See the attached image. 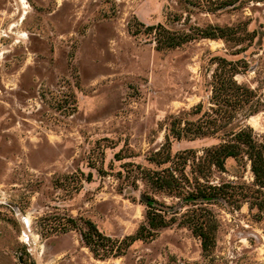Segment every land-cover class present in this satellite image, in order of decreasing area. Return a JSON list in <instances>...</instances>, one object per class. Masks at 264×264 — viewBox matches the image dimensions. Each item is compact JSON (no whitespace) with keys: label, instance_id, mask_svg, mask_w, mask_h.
I'll use <instances>...</instances> for the list:
<instances>
[{"label":"rangeland","instance_id":"rangeland-1","mask_svg":"<svg viewBox=\"0 0 264 264\" xmlns=\"http://www.w3.org/2000/svg\"><path fill=\"white\" fill-rule=\"evenodd\" d=\"M172 37L181 43L167 46ZM229 62L260 110L232 111L226 128L244 120L262 141L264 0H0V264H264V211L256 219L247 202L209 205L217 226L205 252L178 223L193 207L184 195L197 157L217 138L171 141L181 194L145 177L171 164L151 159L169 118L210 105L212 73ZM237 168L227 158L205 179L252 180L249 163ZM146 197L175 220L113 256L145 223ZM85 221L112 254L85 246Z\"/></svg>","mask_w":264,"mask_h":264},{"label":"trees","instance_id":"trees-1","mask_svg":"<svg viewBox=\"0 0 264 264\" xmlns=\"http://www.w3.org/2000/svg\"><path fill=\"white\" fill-rule=\"evenodd\" d=\"M147 28L152 29L153 26ZM179 43L181 41L173 37L166 40V45L169 47L177 46ZM228 64L230 67L225 68L226 70L212 73L211 95L208 101L210 105L205 107L203 102H199L190 110L169 118L165 141L151 159L158 166L167 162L171 164L159 170L147 169L145 173L152 188L181 194L184 186L181 183V176L175 173L178 162L176 159L171 160L169 152L171 141L185 137L192 140L203 136H212L219 140L217 144L204 148L202 154L197 157L195 185L193 190L187 191L184 195L185 198L193 201V207L183 212L178 222L187 225L199 237L204 252L212 246L213 234L217 226L215 215L209 205L223 201L238 207L243 202H247L249 210L254 212L256 219H260L264 211V140H257L253 135L252 127L244 120L226 128L230 124L232 111L236 112L245 106L244 117H247L258 112L260 105L258 100L251 102L254 92L234 80L235 68L230 62ZM247 103L249 104L246 105ZM225 106H230V109H224ZM191 115L197 116L190 118ZM227 158L235 160L237 169L239 167L244 169L249 163L252 180L246 182L241 180V175L236 174L235 180H225L215 184L205 179L213 169L224 172ZM145 202L148 207L145 223L139 226L136 235L125 236L124 241L117 242L114 254L110 252L112 246L107 244L110 242L112 245L113 240L103 235L95 224L89 221H85L87 226L84 230H79L85 246L99 256L110 254L115 256L116 251H119L127 241L153 236L157 228L165 227L175 220L178 211H172L170 218L166 219L165 206L158 204L151 197H146ZM69 219L73 222L72 218Z\"/></svg>","mask_w":264,"mask_h":264}]
</instances>
